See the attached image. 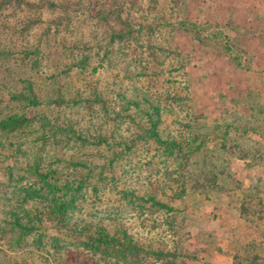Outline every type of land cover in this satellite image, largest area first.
<instances>
[{
    "label": "rangeland",
    "instance_id": "obj_1",
    "mask_svg": "<svg viewBox=\"0 0 264 264\" xmlns=\"http://www.w3.org/2000/svg\"><path fill=\"white\" fill-rule=\"evenodd\" d=\"M69 1L64 15L44 10L25 37L17 29L30 14L1 9L0 24L7 20L10 31L0 30V43L13 55L0 64V117L18 111L8 89L20 91L30 78L47 99L40 116L91 130L107 143L79 147L64 136L41 146L34 134L0 138L6 145L0 149V264H41L47 257L32 237L20 246L15 233L1 235L7 207H17L11 201L33 181L18 182L35 155L62 181L90 175L74 221L125 230L142 245L175 255L170 264H264V0ZM115 4L122 7L120 21L97 20V11ZM124 21L130 36L121 35ZM181 22L195 24L198 34ZM27 45L31 59L22 54ZM158 102L162 138L204 141L183 168L150 140L131 144L140 119L146 111L155 115ZM119 111L124 122L116 126ZM44 129L39 122L33 130ZM11 142L27 154L9 158ZM78 252L72 249L68 264H90Z\"/></svg>",
    "mask_w": 264,
    "mask_h": 264
},
{
    "label": "trees",
    "instance_id": "obj_2",
    "mask_svg": "<svg viewBox=\"0 0 264 264\" xmlns=\"http://www.w3.org/2000/svg\"><path fill=\"white\" fill-rule=\"evenodd\" d=\"M76 2H82V0H76ZM71 8L69 0H2L0 1V12L3 10H11L14 14H30L29 19L23 23V25L17 29L21 37H25L31 30H34L41 22V15L44 10L57 11L63 10L68 12ZM3 9V10H1ZM96 18L98 21H108L109 18L114 17L117 21L122 18V7L115 4L112 9L107 10L104 13L103 10L96 12ZM1 17V16H0ZM126 30L121 35L130 36L132 28L128 22L124 21ZM181 26L189 27L194 33L198 34V28L195 24H189L185 22L180 23ZM0 30L2 32L10 31L7 25V20L1 22ZM227 42V41H226ZM2 43V42H1ZM0 43V64L8 62L13 55L7 45H1ZM228 43V42H227ZM31 45H27L22 51L23 57L31 59L29 54L33 51L29 50ZM41 42L38 41L39 48ZM28 47V49H27ZM36 48V47H35ZM228 52H231L229 45H226ZM240 65V64H239ZM79 70H86L87 63L82 64V67H78ZM7 77L4 76V81ZM8 85H5V87ZM24 87L19 89H8V94L11 102L17 103V112L10 114H3L0 117V138H4L6 141L12 139H20L22 135L34 134V144L40 143L41 146H45L47 142L56 141L58 144L64 138V136L70 138V143L78 145L79 147L88 145H98L101 142L107 143L101 136L95 137L91 130L87 129L78 131L72 124H57L53 123L44 116H40L39 108L45 103V99L35 91L36 83L32 79L24 81ZM15 88V87H14ZM57 98V103H60L58 99L62 100L60 95ZM95 102V101H94ZM102 102V101H101ZM100 102V104H101ZM63 103V102H62ZM96 103V102H95ZM137 106V105H136ZM107 105L103 102L100 105V112L104 115H108ZM155 115H151L146 111L145 116H142L140 121L142 125L138 128V133L131 144H135V141H152L158 146L159 150L166 158H173V162H177L179 168H183L189 157L196 155L202 151L204 141L196 144L197 139L190 141H178L173 137L162 138L159 128L162 123L163 107L158 102L157 105L152 107ZM115 110V109H114ZM99 112V113H100ZM117 112V111H116ZM116 118H119V122H115L119 126L122 124L123 117L122 112L116 113ZM141 112V111H140ZM162 112V113H161ZM144 118V119H143ZM131 122H135L133 117L129 118ZM42 125V128H46L42 131L33 130L36 124ZM50 125V126H49ZM49 126V127H48ZM48 127V128H47ZM125 140V139H123ZM211 140V139H209ZM5 143L0 141V149L4 150ZM9 147H14V151H10L9 158L16 159L19 155H26V148L21 144L9 143ZM131 149V147H127ZM30 162V161H29ZM41 158L37 155L32 159V163L23 170L24 176L20 177L18 182L21 183L26 177L33 178L31 183L22 185V191L15 196V199L11 201L17 205V207H7V218L5 227L2 229V237L5 234L15 233V243L22 245L26 240L32 237L34 246L38 249L45 251L43 254H47L45 259L41 260V264H52L54 261L56 264H68L71 260L72 249L79 250V256H86L85 261L90 264H149V260L155 262L163 261L168 263L169 257H174L172 253L164 252L161 250L152 249L150 244H141L134 239L133 236L128 234L125 230L109 231L105 226L97 225L90 222H78L74 221L76 212L80 211L79 203L84 201V187L89 182V176L78 179V177L62 181L57 177V172L41 167ZM12 168L9 169L10 177L12 178ZM94 173L91 169V174ZM27 175V176H26ZM102 180V178H101ZM182 188V187H181ZM95 192L96 189H94ZM184 187L180 189L179 194L185 193ZM179 196V195H178ZM9 201V202H10ZM166 212H173V208L165 203L152 200ZM32 204V205H31ZM39 204V205H37ZM31 205V206H29ZM43 205V207H42ZM27 206H29L27 208ZM44 208V209H43ZM53 230L54 233L49 232ZM32 245V243H31ZM33 246V245H32ZM40 254V253H39ZM37 254V255H39ZM53 257V261L50 260ZM154 258V259H152ZM76 262V261H75ZM105 262V263H102Z\"/></svg>",
    "mask_w": 264,
    "mask_h": 264
}]
</instances>
